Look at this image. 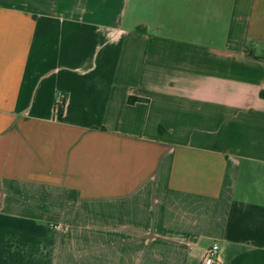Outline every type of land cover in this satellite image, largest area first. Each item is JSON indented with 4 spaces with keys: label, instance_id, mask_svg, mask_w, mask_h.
<instances>
[{
    "label": "crops",
    "instance_id": "obj_1",
    "mask_svg": "<svg viewBox=\"0 0 264 264\" xmlns=\"http://www.w3.org/2000/svg\"><path fill=\"white\" fill-rule=\"evenodd\" d=\"M263 90L264 0H0V264H264Z\"/></svg>",
    "mask_w": 264,
    "mask_h": 264
},
{
    "label": "built area",
    "instance_id": "obj_2",
    "mask_svg": "<svg viewBox=\"0 0 264 264\" xmlns=\"http://www.w3.org/2000/svg\"><path fill=\"white\" fill-rule=\"evenodd\" d=\"M201 249L203 250V257L201 264H214L215 259L218 254V247L215 244L209 245L206 243L200 244Z\"/></svg>",
    "mask_w": 264,
    "mask_h": 264
},
{
    "label": "trees",
    "instance_id": "obj_3",
    "mask_svg": "<svg viewBox=\"0 0 264 264\" xmlns=\"http://www.w3.org/2000/svg\"><path fill=\"white\" fill-rule=\"evenodd\" d=\"M259 96L260 98L264 99V90L260 92ZM129 102L132 103L133 100L130 99Z\"/></svg>",
    "mask_w": 264,
    "mask_h": 264
}]
</instances>
